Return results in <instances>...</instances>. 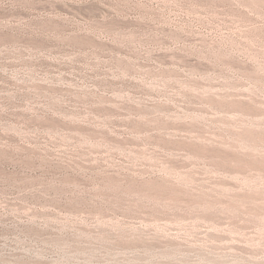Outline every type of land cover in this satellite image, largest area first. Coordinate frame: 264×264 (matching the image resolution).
Here are the masks:
<instances>
[{
  "label": "rangeland",
  "instance_id": "obj_1",
  "mask_svg": "<svg viewBox=\"0 0 264 264\" xmlns=\"http://www.w3.org/2000/svg\"><path fill=\"white\" fill-rule=\"evenodd\" d=\"M0 264H264V0H0Z\"/></svg>",
  "mask_w": 264,
  "mask_h": 264
}]
</instances>
